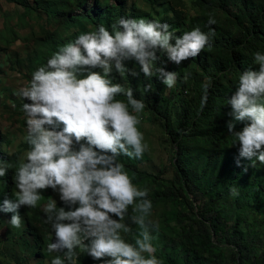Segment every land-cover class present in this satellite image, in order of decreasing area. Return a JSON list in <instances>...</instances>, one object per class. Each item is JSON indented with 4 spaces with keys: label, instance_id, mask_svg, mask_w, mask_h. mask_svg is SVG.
<instances>
[{
    "label": "clouds",
    "instance_id": "obj_1",
    "mask_svg": "<svg viewBox=\"0 0 264 264\" xmlns=\"http://www.w3.org/2000/svg\"><path fill=\"white\" fill-rule=\"evenodd\" d=\"M215 24V17L209 16V31L196 27L177 36L168 23L121 17L111 30L101 24L61 46L15 92L31 101L22 105L29 147L15 167L16 191L3 200L0 211L13 213L8 223L20 229L21 207L41 206V190L59 193L64 207L51 197L42 205L45 223L55 236L46 249L57 253L51 264H77L81 253L101 264H163L155 254L159 224L149 218L153 210L149 189L134 184L119 159L121 155L142 158L149 150L138 127L146 103L134 96L131 87L115 83L112 73L158 75L172 89L179 73L157 67V52L177 65L196 58L209 46ZM126 61H135L140 72L127 67ZM254 64L258 70L243 71L237 91L227 101L233 144H239V156L253 166L257 160L264 164V53L254 54ZM183 79L187 81L188 75ZM211 87V80L202 85L201 108ZM151 91L149 82L143 92ZM236 122L248 123L237 131ZM10 168L12 164L0 161V177ZM230 193L237 196L239 190L233 186ZM132 225L139 229L134 243L126 239Z\"/></svg>",
    "mask_w": 264,
    "mask_h": 264
},
{
    "label": "trees",
    "instance_id": "obj_2",
    "mask_svg": "<svg viewBox=\"0 0 264 264\" xmlns=\"http://www.w3.org/2000/svg\"><path fill=\"white\" fill-rule=\"evenodd\" d=\"M5 1L25 9L20 19L19 28L22 29L19 33L11 30V34L6 32L0 35V57L7 58L10 67L19 63L22 58L21 51L16 49L15 44L18 41L29 43L31 32H35L30 31L29 23V19L34 16L45 15L49 22L60 23L66 27L73 23L82 25L87 22L93 24V30L101 24L111 30L119 18H136L139 15L136 9L129 10L126 7L128 0H93L91 5H88V0H33L34 4L28 0ZM146 1L153 7L168 4L163 20L171 23V30L177 36L196 27L205 32L209 31V9L222 10L226 15V35L215 42L213 48L206 46L196 57L200 59V71L195 72L192 80V95L195 97L193 105L189 104L190 91L184 81L179 82L180 74H183L181 64L169 61L167 55L159 51L157 67L179 73L177 83H180L182 89L175 94L169 92V88L158 75L146 78L135 61L125 63L127 67L140 72L138 77L130 74L122 77L118 72L112 73L115 83L131 87L134 96L145 101L146 110L162 128L172 146L171 176L167 179L162 178L164 175L158 178L141 170L138 160H144V156L119 157L134 184H151L156 187L149 194V198L153 202V208L163 205L168 209L167 226H170V222H175L174 231L181 240L182 247L178 253H166L162 259L163 264H264V249L255 248L242 234L239 220L231 224L216 204L219 194L225 193L228 186L238 188L237 198L251 192H260L262 188L258 182H251L248 178L238 176V173L233 176L228 173L226 166L232 155L231 149H228L229 131L222 127L220 132L218 123L221 125L226 121L228 125L233 119L231 105H227V101L238 89L240 74L249 68L258 70L254 65V54L257 51L264 53V0H197L202 14L194 16L186 13L183 8L186 4H179L185 0ZM140 13L150 14L143 10ZM214 26L211 28L214 29ZM24 31L30 32L23 36ZM51 32L43 27L41 38L44 39L41 40L50 39ZM61 46L53 44L48 55L55 54ZM42 55L41 53L37 56L36 64L47 62L48 57ZM208 80L212 81V87L206 106L201 108L202 85ZM149 82L153 85V91L144 93V85ZM117 98L125 99L123 96ZM18 107L22 108V104H18ZM175 108L177 110L174 119ZM245 123L238 124L236 130H242ZM17 158L18 153L9 156L0 148V161L9 162L11 159L18 164ZM14 173L15 170L11 169L4 179L2 197L12 192ZM64 206L62 201L58 205ZM33 211L34 222L30 224V230L36 231L39 227L42 232L52 233L51 226L45 223L42 207Z\"/></svg>",
    "mask_w": 264,
    "mask_h": 264
},
{
    "label": "rangeland",
    "instance_id": "obj_3",
    "mask_svg": "<svg viewBox=\"0 0 264 264\" xmlns=\"http://www.w3.org/2000/svg\"><path fill=\"white\" fill-rule=\"evenodd\" d=\"M28 1L34 4L33 0ZM88 1V5L93 3V0ZM112 2L114 1L112 0ZM179 4H186L183 8H185L186 13L188 12L190 16L202 14L197 0H185L184 3L180 1ZM125 5L129 10L136 9L139 12L136 18L143 17L149 20H158L161 23H168L167 20H163L167 14V3L153 7L146 0H128V3ZM142 10L150 14L144 15L140 13ZM24 13V7L0 0V35L2 33L6 34V32L9 33L11 30H16L19 33L22 29L19 28L20 19ZM209 16H214L216 19L214 26L215 35L209 44V47L213 48L214 43L218 42L223 35H226V15L222 13V10L209 9L207 18ZM29 23L31 27L30 31H35L31 32L30 42L18 41L15 44L16 49L21 51V61L10 67V64L6 60L7 58L0 57L2 64V67H0V117L2 118V122L0 123V148L9 156L18 153V163L24 158V154L29 147L24 140L27 133L25 114L22 108L18 107V104L23 105V103H30L31 101L17 97L15 92L20 87L28 84L35 70L47 64V62L42 65L36 64L37 56L42 53V56L48 57V61L54 55H48V50L52 49L53 44H61L63 46L66 42L75 40V35L78 34L79 36L81 33L94 29L93 24L87 22L82 25L73 23L69 27H66L60 23L49 22L45 15L30 18ZM169 25L170 31L174 32V30H171V23ZM43 27L52 31L50 33L52 37L46 41L41 40L44 39L41 38ZM29 32H22L23 36H26ZM8 56L10 55L8 54ZM254 65L256 68H259V65ZM180 67L183 68V74H180L181 79H179V82L184 81L183 77L185 74L188 75V80L184 81V83L187 90L190 91L188 96L189 104L193 105L195 97L192 95L194 89L192 80L195 72L200 71V59L193 58L186 60L181 63ZM179 84L177 83L174 88L169 89V92L175 94L177 91H180L182 87ZM176 110L177 108L173 110L174 119L176 117ZM240 123L242 122H236V126ZM218 125L220 132L222 131V127L227 128L226 121H223L221 125L218 123ZM138 127L144 134L145 142L149 145V150L143 155L144 160H138L140 169L158 178L161 175H164L162 176L164 179L169 178L171 176L172 156L170 150L172 146L168 137L163 133L162 128L154 122L151 113L146 109L142 114V122ZM227 133L229 135L227 137L230 140L228 149H231L232 152L226 166L228 173L232 176L238 173V176L248 178L251 182H258L262 188L260 192H251L237 198L238 195L233 196L230 193V189L233 186H228L225 189V193L219 194L218 203H216L217 208L224 212V215L231 224L239 220V228L244 237L255 248L264 249V164L257 160L255 166H253L251 160L241 158L239 156V144H233L235 138L231 136V133ZM238 160L239 164L237 163ZM5 163L13 165V168L8 169V171L11 169L15 170L17 166L11 159ZM219 170H221V167H219ZM5 178L6 176L0 177V206H2L4 199L12 198L16 191L14 177H12V192L8 196H1L5 189ZM138 187L142 189L148 188L149 194H152L156 190V187L151 184H144ZM41 192L44 198L40 202L41 206L38 207H42L49 197L57 201V206L60 204L61 200L57 191L48 188L41 190ZM167 210L165 206L159 205L153 208L152 214L149 217L153 222L159 224V233H154V235L158 236L154 244L157 249L155 254L162 259L166 253H178L182 247L181 240L174 231L175 222H170V226H167ZM19 214L23 218V226L20 229H12L8 221H10L13 213L0 211V264H51V259L57 253H47L46 249L47 244L52 242V239L53 241L55 240L54 233L42 232L39 227L36 228V231L30 230V224L34 222L33 209L21 207ZM138 233L139 229L137 226L132 225V234H128L126 239L134 243L135 235H138ZM77 264H101V261L94 260L86 253H81Z\"/></svg>",
    "mask_w": 264,
    "mask_h": 264
}]
</instances>
